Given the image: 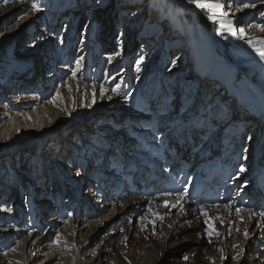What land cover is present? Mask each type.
I'll return each mask as SVG.
<instances>
[{"label":"bare ground","instance_id":"bare-ground-1","mask_svg":"<svg viewBox=\"0 0 264 264\" xmlns=\"http://www.w3.org/2000/svg\"><path fill=\"white\" fill-rule=\"evenodd\" d=\"M105 1L107 0H102V2ZM146 2L147 0H127L122 3L121 6H116L114 8L117 10L120 7L122 8L120 13L121 17L129 18V16L131 17L132 15L137 18L145 7L138 11L135 10L136 12L134 8L137 5H145ZM160 2L166 3L167 7L170 4H174L180 11L183 10L185 15L189 17L190 15L198 16L200 24L204 29L210 30L208 33L211 38L208 43V48L205 47V49H203L201 47V36L197 39L196 50H194V48L193 51H191L192 41L187 37L183 38V41L172 46L171 50L173 53L182 52L181 54H183L184 52V55L175 59L177 62L174 61L173 63L175 67L179 66L178 68H173V70L180 72L185 65L183 72L184 78H181L179 81H182L183 85H185V79H189L191 82H188V88H191V91L195 89L198 91L199 89L201 93L205 90V82L209 83L213 79V76H216L220 65L223 64L225 66V71L222 72V88L216 96H213L214 100H218L212 107L213 109H208L210 103L205 100V95H202L199 99L197 98L198 100L196 102L189 97H185L184 100H186V102L181 108V110L185 109V111L180 116H174L171 119L164 117L167 106H162V111L158 112L162 114L160 115L162 118L160 120L158 119L159 121L157 123H154L155 121L153 120V122L150 119L153 117L152 115L149 116L148 121L144 123L145 129H143L140 134L138 133L139 139L142 140L141 147H145V145L151 146L155 147V150L158 151L157 153L155 152L156 154L152 156V159H150L148 163L144 161L145 163H142L143 165H140V167L133 161L130 162L129 157L124 162V166L128 165V174L133 172V170L136 172L141 170L138 173V182H134L128 187L126 186L127 189L125 191L127 195L133 191H136L135 193L138 195L134 197L132 202L120 200L118 206L122 208L123 211L125 210L124 213L122 216L119 215L117 220L111 221L106 226L104 223L99 222L100 219L97 220L99 215L101 217V214L107 212L105 211L106 208H98L97 212H94L95 208L93 209L92 206V214L89 211L90 213H88V215H91V220H89V222L94 221V224H88L89 226L87 225V227H80L77 221H71L67 224V228H58V219H54L56 215L54 213L57 207L52 208L51 211L48 210V213H43L44 211L46 212L47 209L45 208V202L41 199H36L34 201L31 207V216L28 219L25 218L30 210L27 211V208L20 201L21 192L23 195L24 189V183L21 182V180L23 181V176L19 180L18 177H16L15 166H8L5 160H3V156L6 154L12 155L13 157L22 155L23 151H25L23 150L25 147L24 145H26V147H37L38 144L40 145L42 141L45 140V137H47L49 133L54 131L51 134H55L59 131L58 133L60 134L62 129H67V127L74 125L72 122L69 124L66 123V112L63 113L65 106L72 108V106L76 105L80 100V98L76 97L74 99H71V97L69 98V85L74 89V92L79 90L82 91L87 85L83 84L80 79L82 84H78V87H73L74 81L77 79L78 75L75 68L79 64L78 62L73 63V60L70 59L74 56L76 50V43H71L74 38L73 35L68 36L67 31L62 33L57 32L60 27V21H58L55 25L54 33H52L48 40L42 41L36 36L38 43H32L30 47L28 46L27 53L30 52L31 54L36 51L42 58L36 59L33 66L29 65L30 63H24L22 59L21 62H16L13 55L19 43L27 44V39H31V36L21 34L18 39L12 36V39L0 42V53L2 52L0 55V69L1 72L4 73L0 74V83L2 82L0 84V102L2 99H5L6 95H12L14 98H17L15 100L16 103H14L15 108L5 104L0 105V112L2 111L0 113V202H2V204H0V226L6 221L9 227V232L6 234L3 233L4 235L1 233L0 239L15 233L17 234L16 236L23 237L26 242L36 237L39 239V244L43 246L42 252L49 249L48 255L50 258H53L52 262L46 264H56V260L59 259L66 261L65 264H171V258H164L167 252L168 255L180 256L183 254L187 257L189 251L199 254L205 244L211 249V244L213 243L226 245L229 249V238L232 236V229L230 231L231 226L235 224H237V227L241 226L239 229L243 228L240 232L244 235L243 230H247L252 223L257 221L260 224V229L258 230L259 239H261L260 249L261 252H264V218L260 217L258 215L259 213L254 216L252 215L254 212L246 210V208L249 207L255 208V205H257L259 201L258 198L264 194V77L262 73H258V77H256L254 68L248 69L247 63L239 62L233 50L234 46L240 45V47H242V45H246L248 39H252V37L248 35L245 38L240 37V39L230 42L229 37L231 33L226 27H222L226 30L225 32L221 31L222 29L219 28L224 24L221 21L225 20L212 19L209 11L198 7L192 0H160ZM33 4V2L30 3L29 6L20 4L17 10L25 11V8L31 9V5ZM98 5L102 6L104 4L100 2ZM38 6L41 7L42 4L40 3ZM167 9L161 16L157 17V24L155 27L150 30L147 35L142 37V39L146 40L145 43H152V38L160 29H164L162 35H169L167 39H174L173 37L178 36L171 31H165L172 27L170 25L169 12ZM0 11L2 12L4 10L1 8ZM105 11L106 10L100 9L93 10L94 16L96 15V17L93 16V19H95V21L99 18L107 19ZM235 15L239 16V20H241L242 15L239 12L230 16L233 17ZM35 19L36 18L33 20ZM134 20H130L128 23L129 25L132 24L131 28L133 25L135 26ZM126 21H128V19H126ZM216 23H218L219 27L215 25ZM122 37H125V34H122ZM163 37L164 36H162V38ZM159 40H157V47L161 44L163 45V39L159 38ZM125 41L127 42L128 40ZM255 41L256 39L254 38L253 43H255ZM70 44L72 45L71 48ZM164 45H167V41H164ZM146 46L147 45L140 49L144 55L147 50ZM150 47L152 46L148 48L150 49ZM26 49L27 48H23L20 54L22 55ZM66 50H69L68 53H66ZM186 50H190L189 53L185 54ZM253 50L255 49L253 48ZM47 54L52 56V60L55 64L54 70L52 65L49 67V64L45 65V63H43V59ZM248 55L253 58L259 56L258 53L253 52H249ZM69 61H71L72 64L71 74L73 77L66 74L62 66ZM190 64L194 65L195 71L185 76V70ZM36 65L41 66H39V72L36 70ZM163 65L164 63L162 62V66ZM180 65H182V67ZM3 67L5 68L3 69ZM190 68H192V66ZM46 70H50V72H48V77L41 84V82H38L36 79L39 78V80H41L39 74L45 73ZM29 75L32 76L28 77ZM64 76L67 77L66 79L69 85L62 83ZM86 79L93 78L88 77ZM247 80H252V84L257 85L258 88L251 84L247 85ZM34 85L38 86L35 88ZM41 85L42 89L40 88ZM199 85H201V87ZM241 86H245L247 91L242 90L243 88ZM256 88L259 94L255 92ZM249 92H252L253 97H247V93ZM52 97L53 100L51 99ZM52 102L56 103L54 105L58 103L55 110L58 109L57 113H60L58 116L59 118L55 120L52 119L53 116L51 115V111L54 109L52 107ZM105 102L106 106L111 105L110 102ZM33 103H35V105L37 104V107L40 106V108L38 107L39 109H37L39 111L38 114L36 109L35 112H31V105ZM15 105H18V107ZM229 108L233 110V113L228 119H217L218 116L213 115L217 114L218 111L223 113ZM48 109L50 110L48 112L49 118H47L45 114ZM106 111L89 113L87 116L88 118H92V116L99 115V113L101 114ZM203 111H206V113L203 114ZM179 117L180 120L178 119L179 121L177 123V128H179V130L174 131L171 127L173 126V122ZM39 119L41 120L39 125H44V128H51L49 130H42V127H39L35 130L34 127L36 128V123H38L37 121H39ZM184 119H186L187 122L184 126H181ZM256 119L259 121L256 123V126H254V129L251 130V124L255 122ZM54 124H57L58 127L55 126V128H53ZM98 124L105 125L104 129L113 128L109 122ZM98 124L96 123L95 125ZM193 125L196 126L195 132L191 129ZM97 128L101 130V127ZM231 130H233L232 134L230 133ZM43 131L45 132L43 133ZM94 131L93 133H95ZM212 133L213 135H211ZM229 133L231 134V142H233L235 138V144L231 147L229 146L230 141L225 140V137L228 136ZM247 134L251 135V139H249V137L248 139L246 138ZM21 138H26L27 141L30 142V145H22V150L19 147L14 148L13 145L16 144V142H20ZM108 138L109 139H104L102 136L100 142L104 145V148L100 145L101 143L99 144V140L96 141L95 138H93V145L97 150H88L85 148L89 156L92 155L93 159L99 161V163L95 164H98L101 169L105 168L106 170L109 165L104 163L101 150L105 151L107 147H111V149L113 147L114 154H112V156L114 158L115 155L116 162L123 161L125 158L123 156L121 157V154L119 155L120 151H118L117 145L111 143L112 138L110 136ZM157 141L159 142L158 147L156 146ZM8 142L9 145H7ZM10 145H12V149L9 151L3 148V146L7 147ZM190 145H196L197 147L201 145L195 157H193V163L192 161L191 163L188 162L189 159L194 156L192 155V151H190ZM61 147V143H57L51 145V150H48L51 152L54 148H57L56 151H58ZM128 148L130 147L128 146ZM107 151L111 152V150L108 149ZM49 152H47V154L45 153V157H48L47 159L52 158L50 163H61L62 169H65L63 173L72 171V169H67H69V167L72 168L73 164L69 165L68 162H61V159L55 157L57 155L60 156L59 153L51 154ZM81 152L84 153L82 150ZM95 152L102 156V158H95ZM108 152H106V157ZM34 155V159H39L38 162H35L37 168L40 170L41 168L43 169L44 163L42 160H45L44 155L42 153H34ZM75 156L76 155H73L74 161ZM256 156L258 158H256ZM245 157L247 158L245 159ZM228 161H230L229 164H227ZM116 162L111 169L115 174L113 177L119 178L122 175L117 168ZM73 163L75 165V162ZM235 163L240 165V167L243 166L245 171H239L240 167L238 170H233V165ZM20 166L18 167L20 168ZM22 169L26 171L25 166H23ZM237 171L240 172L239 176L236 175ZM60 173L53 171L50 175H54L52 177L56 180L58 174V177H64L63 175L65 174L62 173V175ZM94 173L92 172L93 175H90L93 178L90 180V183H93L96 177ZM101 173L103 186L98 187L99 190L95 197L105 199L103 192L109 191L111 188L106 181L108 174L104 172ZM74 175L77 176L74 177L76 183L81 177V173L79 172V176L78 173ZM42 180L45 183V178L42 177ZM208 181H210V185L207 183ZM72 183L73 182H70V184ZM59 184H61V182H59L58 185ZM95 184L96 183H94V186ZM10 187L15 188L16 192L9 189ZM77 192L79 193L78 190ZM89 193L91 192L89 191ZM149 194L152 196L151 199H149ZM37 195V193H32V197L38 198L39 196ZM11 196H13V198ZM10 198H12L11 201L9 200ZM84 199L85 195L82 194V200L84 201ZM227 199H231V202L227 206L228 208L226 204H224ZM98 202H100V200H98ZM166 202L169 205L167 208L164 207ZM147 204H149L151 210L146 208ZM201 204L203 206H201ZM171 205H176V207H171ZM261 205L264 207V199H262ZM225 207L226 211L224 212L223 210ZM181 209H183V211H181ZM142 211L149 212L150 218H148V221H141L137 225L132 223L133 219H137V217L142 215ZM39 213L40 215H42V213L52 215V217H49V219L45 221L48 227L44 233L42 232L43 224L40 221L41 217L38 218ZM204 213H207V216H205ZM157 215L164 218L162 220L157 219ZM129 220L131 224L127 225L128 227L119 228L120 223H126ZM241 221H243V224L240 223ZM203 225H209L215 232H219L220 236L214 234L211 238H203ZM113 226L118 227L117 231L108 232V229ZM225 228L228 229L225 231ZM158 229H160V231H158ZM76 230H78L79 236H76L77 244L75 246L71 245V243H73ZM157 231L159 232L160 239H157ZM120 233L121 236H118ZM224 234H226L225 240L222 238ZM57 241H59V243H57ZM174 241H176L178 245H174ZM93 245L96 246L95 250L91 254H87V251H89V248ZM8 246L9 244L4 247L7 248ZM19 250L21 254V245H19ZM242 252L243 247H241V253ZM56 254H58L57 258H55ZM211 255L212 254H210V256ZM65 256L67 258H65ZM162 258H164V261L160 262ZM228 258L229 256L227 257L226 254H218L216 257V264H226ZM259 260L264 261V256L261 255ZM0 261V264H6L10 262L11 259L9 256L3 255ZM202 261L200 257H196L195 260L192 262L189 261L187 264H204ZM242 264H245V262H242ZM248 264L255 263L252 259L248 260Z\"/></svg>","mask_w":264,"mask_h":264},{"label":"rangeland","instance_id":"rangeland-1","mask_svg":"<svg viewBox=\"0 0 264 264\" xmlns=\"http://www.w3.org/2000/svg\"><path fill=\"white\" fill-rule=\"evenodd\" d=\"M125 1L127 0H107L105 2H102V0H0V10L1 8L4 10L2 12L0 11V42L8 41L9 39H12V36H15V39H18L21 34L25 36H31V39H27V44L19 43L17 49L13 52L16 62H21L20 51L23 48H28V46L30 47L32 43H38L36 40V36L42 41L48 40L51 37L52 33H54L55 25L58 23V21H60V27L57 32L62 33L64 31H67L68 36L73 35L74 37L71 43H76L75 54L70 58L71 60H73V63H79V66L75 68L78 75L77 79H75L74 81L73 87H78V84H82L81 81L83 82V84L87 85V87L83 88L82 91L79 90L80 92H74V89L71 87V85L67 83L66 76H64V79L62 81L63 84L70 86V91H68L69 98H80L79 102L76 105H73L72 108L65 106L63 109V113L66 112L67 116V118L65 119L67 121L66 123L69 124L72 122L74 124L73 126L67 127V129H62L60 134L58 133L59 131L55 134H51L54 131L49 133L48 136L45 137V140H43L40 145L38 144L37 147H26V145L24 144L30 145V142H28L26 138H21V143L16 142V144L13 145L14 148L19 147L21 148V150L22 145L26 147L23 148V150L25 151H23L22 155H20L21 157H13L9 154L3 156V160H5L6 165L15 166L16 177H18V179L20 180L23 176L24 182L22 180L21 182L24 183V189L23 195L21 192L20 201L27 208V211L30 210L29 214L25 216V218L27 219L31 216V207L34 204V201L36 199H41L45 202V208L47 209L46 212L44 211L43 213H48V210L51 211L52 208L57 207L54 213L56 214L54 219H58V228H67V224L71 221H77L80 224V227H87L88 224H94V221L89 222V220H91V215H88V213H90L89 211L92 205L93 209L95 208L94 212H97L98 208H106L105 211L107 212L101 214V217L100 215L99 218L97 217V220H101L104 218L102 221L99 220V222L104 223V225L106 226L111 221L117 220L118 216H122V214L124 213L125 210L123 211V209L118 206V202L120 200L132 202L134 197L138 195L137 193H135L136 191H133L128 195L125 193V191L127 189L126 186L128 187L132 183L138 182V173L141 170L138 172L133 170V172H130L128 174V165L124 166V163L122 161H115L117 164V168L122 176L117 178L119 179L118 182H115V180L113 179L112 188L110 187L111 189L109 191L107 190L103 192V194L105 195V199L95 197L99 188L97 185L93 186V184H90L89 180H87V182L85 183L74 182L70 184V182L75 181L74 177L77 176L74 174L80 171V165L82 163L81 159L84 156L80 155L79 158L75 156V165L73 163L72 171H70L69 173H63L65 169H61L60 174H65H62L64 177H58V174L57 179L55 180V178L52 177L54 175H50L53 171H57L54 169L52 163H49L52 158L47 159L48 157H45L47 152H49L48 149L51 150V145L61 143L62 147L58 149L61 151L63 150L59 153L61 157L60 161L66 163L70 162L72 158L70 156H67L64 152L69 153L71 150H78L74 149V146L75 144L78 145V141L76 140H78L77 137H81V134L86 137L85 139L88 140L91 138H95V140H97L98 136L102 138V136L105 137L109 134L108 137L110 136L112 138L111 143L113 145H115L118 141L122 144V146L125 144L123 146L124 149L126 148L124 150L125 153L121 154V157L123 155H125L127 159L129 157L130 162L133 161L137 166L140 167V165L142 166L145 162L148 163L150 159H152V156L158 151L155 150V147L151 146L145 145V147H141L142 140L139 139V134L143 131V129H145L144 123L148 121L149 116L152 115L153 117L150 119L152 121L154 120V123H157L162 118V116H160L162 114L158 113L162 111V106H167L164 117L171 119L174 116H180L185 111V109L181 110L182 105L186 102V100H184L185 97H189L196 102L202 95H205V100L210 103L208 109H213L212 107L218 102V100L213 99V96H216L222 88V72L225 71V66L223 64L220 65L219 71L217 72L216 76H213V79L209 83L205 82V90L201 93L199 89L198 91L196 89L191 91V88H188L189 83L191 82L189 79H185V85H183L182 81H179L181 80V78H184L183 72L185 69V65L183 66V70L181 72L173 70V68L179 67H175V65L173 64L175 59H178L179 57L184 55V52L183 54H181L182 52L173 53L171 49L174 44L176 45V43L183 41V38L187 37L192 41L191 51H193L194 48V50L197 49V39L201 36V44L199 42L201 47L205 49V47L208 48L209 46L208 43L211 36L208 32L210 30L204 29V27L200 24L199 17L195 15H190L189 17L188 15H185V12L183 10L180 11L174 4H170L167 7V4L160 2V0H147L145 5H137L134 8V11H138L145 7L143 12L138 15L139 19L138 17L136 18L132 15L131 17L129 16V18L121 17L120 13L122 8L120 7L117 10L114 7L121 6ZM32 2L34 4L41 3L42 6L40 8L42 9V11L35 12L28 8H25V11L17 10L20 4L29 6ZM100 2L104 5H98V3ZM211 2L221 3L224 5L222 9L224 15L217 14L215 17H213L212 10L206 9L207 11H209L212 19H224L225 21L221 22L227 25L230 24L234 28V30H237L236 36H233L231 34V36L229 37L230 42L240 39L241 36L238 30L241 28L244 29L246 33V35L242 38H245L248 35L252 37V39H248V41H253L254 38L256 40L264 39V32H261L260 28L258 27L260 25H264V0H211ZM244 4H254L255 7L244 8ZM95 9L106 10L105 15H107V19L99 18L95 21V19H93L94 17H96V15L94 16L93 13V10ZM166 9L169 12L170 25L172 27L165 31H171L178 36L173 37L174 39H167L169 38V35H162L164 29H160L152 38V43H145L146 40L142 39V37L147 35L149 31L155 27V25L157 24V17L161 16V14L166 11ZM238 12L242 15L241 20H239V16H230L232 14H237ZM34 18L36 19L33 20ZM126 19H128V21H126ZM130 20L135 21V26L133 25L132 28V24H128ZM215 25L219 27L218 23H216ZM219 28L222 29L221 31H226L222 27ZM122 34H125V37H122ZM162 36L164 37L162 38ZM159 38L163 39V45L161 44L159 47H157V40H159ZM125 40L128 41L126 42ZM164 41H167V45H164ZM248 41L246 45H242V47H240V45L234 46V54L236 55V58L239 62L247 63L248 69L254 68L256 77H258V73H262L264 77V59H261L260 56L253 58L248 55L249 52L257 53L255 52V50H253L254 47ZM145 45H147V50L145 49L146 53L144 55L140 49ZM149 46L152 47H150L149 49ZM71 47L72 45L70 44V48ZM68 51L69 50H66V53H68ZM189 51L190 50H186L185 54L189 53ZM1 54L2 52L0 53V55ZM141 61H143V63H141ZM162 62L164 63L163 66ZM137 65H139V70H137ZM62 66L64 67L63 69H65V73L69 74L70 77H73L71 74V61L64 63ZM180 66L182 67V65ZM191 66L192 68H190ZM4 68L5 67H3V69ZM36 70L39 72L38 65H36ZM193 71H195L194 65L190 64L185 70V76ZM0 74H4L1 72V69ZM39 75L41 78L42 73H40ZM88 77L93 79H86ZM45 78H47V76H45ZM36 80H38V82H41L42 84V82H44V80L46 79L41 81L38 78ZM246 82L247 85H249L250 81L247 80ZM199 86L201 87V85ZM117 87L119 88V95L115 91H113V89ZM241 87L243 88L242 90H246L245 86ZM93 97H95L94 102ZM16 99L17 98H14L12 95H6L5 99L1 100L0 105L5 104L9 107L12 106L13 108H15L14 103H16ZM51 99L53 100V97ZM105 101L110 102L111 105L106 106ZM54 104L56 103L52 102V107L54 109H52L53 111H51V115L53 116L51 117L53 120H55L56 118L58 119V116L60 114L57 113L58 109L55 110L58 106V103L57 105ZM31 106V112H35V109L37 110L40 108V106H38V108L37 104L35 105V103H33ZM16 107H18V105ZM49 111L50 110L48 109L45 113L47 115V118H49ZM97 111L106 112L101 114L99 113V115L97 114L95 116H92V118H88L87 115L89 113ZM38 113L39 111L37 112V114ZM204 113H206V111H203V114ZM232 113L233 110L229 108L223 113H220V111H218L217 114L213 115L218 116L217 119H228ZM178 119L180 120V117L173 122V126L171 127L174 131L179 130V128H177V123L179 121ZM185 120L186 119L182 121L181 126H184L186 124L187 120ZM40 121V119L39 121H37L38 123H36V128L34 127L35 130L39 127H42V130H49L51 128H44V125H39ZM258 121L259 120L256 119L255 122L251 124V130L254 129V126H256V123ZM104 122H109L113 128H109V131L104 134L99 133L100 131L97 132L99 129L96 128V126L99 128L103 126L101 130H104L105 125L98 124H104ZM96 123L98 125H95ZM55 126L58 127L57 124H54L53 128H55ZM191 129H193V131L195 132L196 126L193 125ZM92 130H95L94 132H97V135H94L95 133L92 134ZM44 132L45 131H43V133ZM230 133L232 134L233 130H231ZM230 133L225 137V140L230 141ZM211 135H213V133ZM250 136V134H247L246 138L248 139V137ZM233 140V142L230 141L229 143L230 147L234 146L235 144V138ZM72 142L74 144H70ZM158 143L159 142L157 141V147L159 145ZM7 145H9V142ZM128 146L130 148H128ZM82 147V149L87 148L88 150H96V147L93 146V143L86 144L85 147ZM200 147L201 145H199L198 147L196 145L189 146V148H191L190 151H192V155H194L189 159V163H191L192 160L194 161L193 157H195ZM3 148L9 151L10 149H12V145L7 147L3 146ZM56 149L57 148H54L49 153L58 154L56 153L58 152L56 151ZM111 150L113 151L111 152L114 154L113 147ZM34 153H42L45 157V160L41 159L44 163V167L43 169L41 168V170L38 169L37 164H35V162H38L39 159H34ZM75 154H77V152H75ZM55 157L58 158L59 155ZM72 160H74V158ZM104 163L106 165H109L108 169L105 171L108 173V171L112 170L110 168H112L115 164L112 163V157L109 153L107 154V157L105 156ZM229 163L230 161L227 162V164ZM76 164L77 166L79 165V168H77ZM18 166H20V168ZM23 166H25L26 171L22 169ZM239 167L240 165L235 163L233 165V170H238ZM239 173L240 172L237 171L236 175L239 176ZM42 177L45 178V183L42 180ZM57 182H61V184L58 185ZM207 183L210 185V181H208ZM77 190H82V192L85 194L88 193V191H90L91 193L90 196L85 197L83 201L82 196H80L79 194L80 191L78 193ZM32 193H37V196L39 197H32ZM263 195L258 198L259 201L257 202V205H255V208L249 207L246 208V210L254 213L264 212V207L261 205L262 199H264ZM150 196L151 195L149 194V199L152 198V196ZM98 200H100V202H98ZM230 202L231 199H227L225 201L224 204H226V207ZM0 204H2V202H0ZM201 206L203 205L201 204ZM226 207L223 210L224 212L226 211ZM146 208L151 210L149 204H147ZM43 213L41 215L40 221L43 224L42 232L44 233L46 228L48 227L46 226L45 221L49 219V217H52V215L45 214V216L43 217ZM141 213L142 215L140 217H137V219H133L132 223H135L137 225L141 221H148V218H150L149 212L142 211ZM259 219L261 220L260 217ZM240 223L243 224V221H241ZM130 224V220L126 223H120L119 228H126L128 227L127 225ZM239 228H241V226L237 227V224L231 226L230 228V231L232 229V236L229 238V249L226 247V245H218V243L211 244L212 248L210 249L205 244L199 254L189 251L187 260L184 259L185 256L183 254L180 256H174L168 255V252L166 253L164 258H171V264H187L189 261L192 262L193 260H195L196 257H200L203 260L202 262H204V264H216L217 255L226 254L227 257L229 256L226 264H242V262L248 264V260L252 259L255 264H264V261L259 260L261 255L264 256V252H261L260 249L261 239H259L258 235L260 224L255 221L251 226L247 228V230H243V233H248L247 238H245V236L240 232L243 228ZM117 229L118 227L113 226L108 229V232H115L117 231ZM227 229L228 228H225V231ZM8 230V223L4 221V224L0 226V234L2 233V235H4L3 233L6 234L7 232H9ZM202 230L203 238H211L208 235V232L212 230L209 225H203ZM158 231H160V229H158ZM158 231L156 236L157 239H160ZM74 234L75 237H73L74 240L71 245L76 246V239L79 236L78 230H76ZM16 235L17 234L15 233L9 236H4L2 239H0V258L3 255H7L11 259V261L7 262L6 264H46L53 261V258H50L48 255L49 249L45 252H42L43 246L39 244V239L33 237L30 241L26 242L23 237H18ZM118 236H121V233ZM222 238L225 240L226 234L222 235ZM7 244H9V246L7 248L4 247ZM173 244L178 245L176 241H174ZM19 245H21L22 249L21 254ZM237 245L239 247H236ZM95 247L96 246L93 245L91 248H89L87 254H91L95 250ZM241 247H243L242 253ZM210 254L212 255L210 256ZM237 254H239V258H237ZM57 256L58 254H56L55 258H57ZM65 258L67 257L65 256ZM164 258H162L160 262H163ZM65 263L66 261L60 259L56 260V264Z\"/></svg>","mask_w":264,"mask_h":264},{"label":"snow or ice","instance_id":"snow-or-ice-1","mask_svg":"<svg viewBox=\"0 0 264 264\" xmlns=\"http://www.w3.org/2000/svg\"><path fill=\"white\" fill-rule=\"evenodd\" d=\"M193 3H196L198 7L202 8V9H208V10H212V14L213 17H215L217 14L219 15H224V12L222 11L224 5L221 3H214L211 2V0H192ZM244 8H249V7H255L254 4H244L243 5ZM31 10L35 11V12H40L42 11V9L38 6V4H33L31 5ZM221 27H226L227 30L233 35L236 36L237 35V30H234L232 28V26L230 24L225 25L222 24ZM260 28L261 32H264V25H260L258 26ZM239 34L241 37H244L246 35L244 29H239ZM250 44H252V46L254 47L255 51L259 54V56L261 57V59H264V39L262 40H256L255 43H253L252 40L248 41ZM259 45V46H257ZM141 63H143V61H141ZM79 66V64L77 65ZM137 70H139V65H137ZM113 91H115L118 95H119V88H115L113 89ZM59 95V94H58ZM95 101V97H93V102ZM55 103V102H53ZM249 139H251V137H249ZM246 151V150H245ZM247 157H245L246 159ZM239 171L244 172L245 169L243 166L240 167ZM164 207H169V205L167 204V202L164 204ZM171 207H176V205H171ZM181 211H183V209H181ZM240 211V210H237ZM205 216H207V213H204ZM252 215H257V213H252ZM260 217L264 218V212H260L258 214ZM164 217L157 215V219H163ZM213 234L215 235H219V232H215L214 229H212L211 231L208 232V235L211 237ZM245 238L248 237V233L245 232L244 233ZM57 243H59V241H57ZM236 247H239L238 245ZM237 258H239V254H237ZM185 260L188 259V257H184Z\"/></svg>","mask_w":264,"mask_h":264}]
</instances>
